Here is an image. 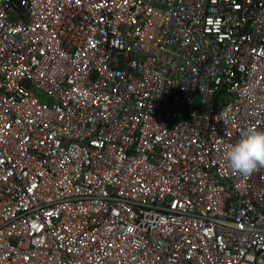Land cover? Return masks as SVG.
Masks as SVG:
<instances>
[{"label":"built area","instance_id":"obj_1","mask_svg":"<svg viewBox=\"0 0 264 264\" xmlns=\"http://www.w3.org/2000/svg\"><path fill=\"white\" fill-rule=\"evenodd\" d=\"M253 127L264 0H0V264H264Z\"/></svg>","mask_w":264,"mask_h":264},{"label":"clouds","instance_id":"obj_2","mask_svg":"<svg viewBox=\"0 0 264 264\" xmlns=\"http://www.w3.org/2000/svg\"><path fill=\"white\" fill-rule=\"evenodd\" d=\"M224 158L232 170L242 175L264 166V129L253 127L242 132L235 143L226 145Z\"/></svg>","mask_w":264,"mask_h":264},{"label":"trees","instance_id":"obj_3","mask_svg":"<svg viewBox=\"0 0 264 264\" xmlns=\"http://www.w3.org/2000/svg\"><path fill=\"white\" fill-rule=\"evenodd\" d=\"M225 95L226 94L224 92H222L221 94L218 95V97L216 98V100H223Z\"/></svg>","mask_w":264,"mask_h":264}]
</instances>
